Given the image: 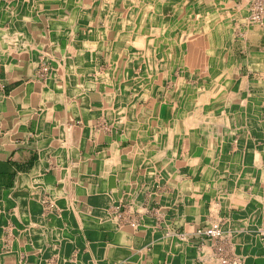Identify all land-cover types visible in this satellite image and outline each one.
<instances>
[{"label": "crops", "instance_id": "1", "mask_svg": "<svg viewBox=\"0 0 264 264\" xmlns=\"http://www.w3.org/2000/svg\"><path fill=\"white\" fill-rule=\"evenodd\" d=\"M26 1L0 0V264H264V22L151 0L127 32L122 0ZM210 14L236 26L200 31L197 61H127Z\"/></svg>", "mask_w": 264, "mask_h": 264}, {"label": "rangeland", "instance_id": "2", "mask_svg": "<svg viewBox=\"0 0 264 264\" xmlns=\"http://www.w3.org/2000/svg\"><path fill=\"white\" fill-rule=\"evenodd\" d=\"M114 1H116V0H114ZM243 1L245 2V4H247V9H248L247 10V15L245 17L246 24L247 25H252V26L253 25L254 26L255 25H259L260 23H255V22H253L251 20V12H250V8H249L250 7L249 6V0H243ZM212 2H213V0H206L207 6H208V8H207L208 13H209V11H211L210 6L212 5ZM132 7H134V6H132ZM215 17H216V15L213 16V14L212 15L211 14L208 15V17H207L208 21L206 22V24L204 26V25L198 23L197 21L188 23L186 19L184 20L182 17L177 16L176 20H174L173 27L171 28L174 37H172L170 39H166L163 42V45H165L166 43L168 44V47H169L171 53L167 54L166 52H162V54L161 53L160 54L159 53L154 54L153 55L154 64H159V65L164 64L165 65V66H161V67H166L167 64H168L169 67H170L171 64L172 65L175 64V65L183 66V65H185L187 63H193V62L197 61L198 58H199L198 51H199L200 38L198 36L200 35L199 34L200 31L203 32V30H205L207 36L212 34L213 37H214L215 34H217L219 32V30H221L222 27L225 28V29L228 28V29L232 30L236 26V24L231 22L230 16H225V17L222 16V17H224L225 22H223L222 19H221L222 22L220 21V24L215 23L216 21H213L214 20L213 18H215ZM218 18H221V16H219ZM178 22H179V27H181V28L184 27L183 30H181V32L183 33V36H176V34L178 33V30H177ZM226 25H228V26H226ZM203 26H204V28H203ZM152 27L153 26H152V23H151L149 25V28L152 30L153 29ZM194 36H196V38ZM213 39H208V43H213V41L215 43V40H213ZM145 40H149V39H145ZM159 46H162V43H160V40H159ZM154 47L156 48V46H154ZM207 52H208V54H207V64H208V67H209V65H211V62H215L216 63V61H215V58H214L215 54L212 53L213 51L209 49V46H208ZM129 57L132 58V61L134 60V58L137 59V55H134V54H132L131 56L130 55L127 56V58H129ZM131 64H133V63H131ZM146 65H148V64H146ZM143 66H144V64H143ZM145 67L146 66H144V68ZM190 72H191V75L197 74V72H194V71H190ZM148 73L149 72L144 71V74H143L144 77H146L145 75H148ZM165 73H167V72H165ZM119 75L124 80L132 79V77L135 76V71L134 70H129V71L128 70H122L119 73ZM188 76L189 75H187V79H188L187 81L191 80L189 83H192V82L196 83L195 80H197V77H191V76L188 77ZM211 238H213V237H211ZM217 238H219V237H217Z\"/></svg>", "mask_w": 264, "mask_h": 264}, {"label": "bare ground", "instance_id": "3", "mask_svg": "<svg viewBox=\"0 0 264 264\" xmlns=\"http://www.w3.org/2000/svg\"><path fill=\"white\" fill-rule=\"evenodd\" d=\"M28 1V0H27ZM26 1V2H27ZM65 1V0H64ZM69 1V0H68ZM125 2L126 8H125V12L118 15L120 16V18H123L125 21V24L123 23L122 25H124L125 29L127 32H130L132 30L135 29H142L144 32H148L151 33L152 30L149 28V25L152 23L151 22V18H149L150 13V8H148L147 6L144 7L141 4H148L151 0H122ZM88 2V1H87ZM109 2V1H108ZM148 2V3H147ZM6 3V2H5ZM59 3V2H58ZM104 3V2H103ZM70 4V3H69ZM121 4V3H120ZM152 4V3H151ZM33 5V4H32ZM77 5V4H76ZM150 5V4H149ZM17 6V5H16ZM65 6V5H64ZM134 6V7H132ZM142 6V7H141ZM7 7V6H6ZM15 7V6H14ZM99 7V6H98ZM144 7V8H143ZM250 8V7H249ZM78 9V8H77ZM119 9V8H118ZM141 9V10H140ZM96 10V9H95ZM13 11V10H12ZM63 11V10H62ZM73 11V10H72ZM85 12V11H84ZM118 12V11H117ZM94 13V12H93ZM13 15V14H12ZM61 15V14H60ZM106 15V14H105ZM46 16V15H45ZM56 16V15H55ZM81 16V15H80ZM250 17V16H249ZM116 18V17H115ZM137 18H141V20L144 22L142 25H135V19ZM117 19V18H116ZM119 19V18H118ZM51 20V19H49ZM93 21V20H92ZM131 21H133L131 23ZM181 21V20H180ZM61 22V21H60ZM65 22V20H64ZM110 22V21H109ZM112 22V21H111ZM95 23V22H94ZM119 23V22H118ZM116 24V23H115ZM141 24V23H140ZM1 25V24H0ZM96 26V25H95ZM47 27V26H46ZM93 27V26H92ZM86 28V27H85ZM96 28V27H95ZM106 28V27H105ZM184 27H179V22H178V33L176 34V36H183V33L181 32V30H183ZM140 29V30H141ZM108 30V29H107ZM55 31V30H54ZM110 31V30H109ZM108 31V32H109ZM49 32V31H48ZM125 32V31H124ZM21 33V32H20ZM101 33V32H100ZM99 33V34H100ZM132 33V32H131ZM13 34V33H12ZM116 36H118V34H115ZM76 36V35H75ZM108 36V35H107ZM148 36V35H147ZM46 37V36H45ZM97 37V36H96ZM141 37V36H140ZM143 38L141 40H135L137 42V44H135V46L138 48L137 52V59L139 62H142L144 64V66L146 64L150 65V64H154L153 60V55L156 53H161L162 52H166L167 54L171 53L168 44L166 43L165 45L162 44V46H159V41L156 38H150L149 40H145L144 36H142ZM151 37V36H150ZM158 37V36H156ZM98 38V37H97ZM137 38V37H136ZM127 39V38H126ZM74 40V39H73ZM106 40V39H105ZM113 47L111 49L112 51V59H111V67L112 70L116 67H118L120 64H122L123 62H125L124 58H123V52L118 48V46H120V40L119 38L115 37L113 39ZM129 40V39H127ZM76 41V40H75ZM174 41V40H173ZM214 43V42H213ZM70 44V43H69ZM119 44V45H118ZM127 44V43H126ZM129 44V43H128ZM52 45V44H51ZM214 45V44H213ZM30 46V45H29ZM45 46V45H44ZM156 46V48L154 47ZM98 47V46H97ZM210 47V46H209ZM25 48V47H24ZM99 48V47H98ZM131 48V47H130ZM74 49V48H73ZM67 50V49H66ZM156 52V53H155ZM69 53V52H68ZM127 54V53H126ZM84 55V54H83ZM49 56V55H48ZM55 56V55H54ZM52 57V56H51ZM42 58V57H41ZM94 58V57H93ZM86 59V58H85ZM124 59V60H123ZM127 59V57H126ZM135 59V58H134ZM66 60V59H65ZM132 60L131 57H129V59L127 61ZM134 61V60H133ZM157 61V60H156ZM155 61V62H156ZM66 63V62H65ZM137 63V62H136ZM134 64V63H133ZM124 65V63H123ZM130 65V64H129ZM168 65V64H167ZM61 66V65H60ZM74 66V65H73ZM88 68V67H87ZM93 70V69H92ZM127 70V69H126ZM101 71V70H100ZM114 72H112L111 74H113ZM69 74V73H68ZM82 75V74H81ZM87 75V74H86ZM60 76V75H59ZM90 76V75H89ZM97 76V75H96ZM66 77V76H65ZM95 77V76H94ZM102 77V76H101ZM135 77V76H134ZM92 78V77H91ZM95 80V79H94ZM109 99V98H108ZM115 99V98H114ZM109 106V104H108ZM125 113V112H124ZM122 117V116H121ZM125 117V116H124ZM123 117V118H124ZM124 123V122H123ZM124 125V124H123ZM128 126V124H127ZM136 126V125H135ZM145 126V125H144ZM142 127V126H141ZM150 130V129H149ZM146 131V130H145ZM139 132V131H138ZM152 133V132H151ZM126 134V133H125ZM139 137V136H138ZM138 141V140H137Z\"/></svg>", "mask_w": 264, "mask_h": 264}, {"label": "built area", "instance_id": "4", "mask_svg": "<svg viewBox=\"0 0 264 264\" xmlns=\"http://www.w3.org/2000/svg\"><path fill=\"white\" fill-rule=\"evenodd\" d=\"M251 20L255 23L264 22V0H249ZM204 234L208 237L217 238L221 236V230L217 224L205 230Z\"/></svg>", "mask_w": 264, "mask_h": 264}]
</instances>
